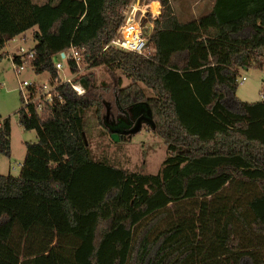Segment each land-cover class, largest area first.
Segmentation results:
<instances>
[{"label": "trees", "instance_id": "trees-1", "mask_svg": "<svg viewBox=\"0 0 264 264\" xmlns=\"http://www.w3.org/2000/svg\"><path fill=\"white\" fill-rule=\"evenodd\" d=\"M129 2L99 0L96 28L58 44L49 37L62 33L68 11L43 24L42 5L34 0H0V58L8 40L36 24V72L56 75L55 55L72 44L85 46L92 65L125 70L130 84L123 86L117 77L113 85L118 103L127 110L145 103L154 122L149 125L168 149L156 173L92 157L85 136L87 110L96 108L106 123L94 72L79 77L87 88L82 95L62 84L66 102L47 105L43 115L33 105L22 106L19 120L37 131V140L25 141L20 174L0 173V264H198L196 256L206 240L209 257L229 253L232 264H264V253L243 247L236 234L243 226L264 237V139L246 131V119L224 122L220 117L226 109L252 121L259 118L253 110L264 108V99L250 102L236 93V57L246 51L247 65L255 58L252 52L264 46V0H216L210 13L187 22L179 20L170 0H161L163 9L148 41L155 51L149 56L111 44L104 48ZM14 61L19 63V57ZM72 66L77 69L73 61ZM180 72L204 80L214 75L205 106L219 113L220 126L205 132L183 117L171 80ZM141 82L153 95H146ZM11 131V116L1 118L0 152L7 156ZM236 174L257 184L259 192L210 210L205 198L220 192ZM199 197L203 237H196V225L187 218L156 231L169 215L170 203ZM208 218L216 221L214 227Z\"/></svg>", "mask_w": 264, "mask_h": 264}, {"label": "rangeland", "instance_id": "rangeland-1", "mask_svg": "<svg viewBox=\"0 0 264 264\" xmlns=\"http://www.w3.org/2000/svg\"><path fill=\"white\" fill-rule=\"evenodd\" d=\"M76 1H79V3H76ZM174 1L178 2V0ZM186 1L180 0L183 4ZM34 2L42 5L41 19L43 24H47L61 10H66L70 14L62 33L55 37H49L52 43L60 44L68 37L75 36L76 38L83 33L91 32L100 20L99 0H34ZM180 18L182 20L186 17L181 14ZM35 31H40L39 24L28 29V32L20 35L17 40H10L6 48L13 51L19 45L28 48L36 45L38 40L34 37ZM145 32L147 33V30ZM148 49L150 50L151 47L149 46ZM15 55L16 50L13 52V57ZM252 55L255 58L247 65L244 64L245 60L241 56L236 57L237 64H239L238 70L240 71L236 93L243 100L257 101L264 99V47L258 52H252ZM87 59L82 60L80 67H78L79 76L89 72L95 73L97 91L102 96L106 115V123L104 124L99 119L96 108L92 107L86 112L85 136L91 148L92 157L131 171L156 173L168 155L164 138L153 130L147 121H142L141 128L138 131L131 132L130 129L135 126L137 118L147 113L146 105L145 103L134 104L127 110L118 103L116 92L113 91V85L117 77L122 79L123 86L130 84V78L121 67L116 68V72H111L105 65H92L91 61ZM15 64V61L7 53L0 58V119L11 116V150L13 152L11 156L0 152V173H10L11 171L13 174L19 173L21 167L18 166L20 164L18 162L22 161V157L26 153L25 141L37 140V131L25 128L19 120L18 110L25 106L20 90V80L30 78L31 80L43 81L49 76L48 71L34 72L31 67L17 73L14 69ZM244 75L246 79L242 81ZM189 78H192V83ZM213 79L214 75L204 80L199 75L195 78L185 72L171 75L180 112L191 126L193 125L194 128L196 127L205 132L220 126L219 113H212L205 106V99L212 90ZM140 84L141 89L145 91L147 96L153 95L151 88L143 82ZM223 111V116L220 117H223L221 119L224 122L246 119L250 123V127L246 131L251 136L264 139V108L258 106L253 110V117L259 118L252 121L249 117H233V114L228 113L226 109H223ZM113 132L118 133L119 140L114 139ZM259 190L257 184L236 174L220 192L213 196L209 195L205 199L209 201V208L212 210L218 205L231 204L234 202L233 199L236 200L237 197H240L241 200L245 199L251 194L259 192ZM200 201L199 197L170 203V213L159 223L156 231L163 229L169 223L187 218L192 222L191 224L196 225L194 228L196 237L198 239L203 237V234L199 232L201 228ZM207 221H209L210 226L214 227L216 225V221L212 218H208ZM236 234L240 237L243 247L254 249L258 253H264V237L245 230L243 226L236 230ZM208 244L209 240H206L205 245L198 252L196 256L198 264H232L229 253L226 255L220 254L216 258L209 257Z\"/></svg>", "mask_w": 264, "mask_h": 264}, {"label": "built area", "instance_id": "built-area-1", "mask_svg": "<svg viewBox=\"0 0 264 264\" xmlns=\"http://www.w3.org/2000/svg\"><path fill=\"white\" fill-rule=\"evenodd\" d=\"M154 0H130L125 9V18L119 26L116 35L104 48L110 44L127 51H134L146 56L155 51V48L148 49L149 34L155 26V20L159 18L163 5L158 1L157 7L153 6ZM147 30V33L145 32ZM34 47V46H33ZM33 47L19 45L16 49V55L20 59L19 63L14 65L17 73L31 67L36 72L32 59L36 56ZM87 48L85 46L70 45L65 50L58 52L54 58V67L57 71L53 75L48 71L49 76L43 80H31L23 78L20 80V90L24 98L25 106L33 105L36 111L42 115L47 105L54 103H65L66 98L60 91L62 84L68 83L79 94L86 92V87L79 80L78 67L81 61L86 59ZM72 61L77 69L73 70ZM246 79L244 75L242 81Z\"/></svg>", "mask_w": 264, "mask_h": 264}, {"label": "crops", "instance_id": "crops-1", "mask_svg": "<svg viewBox=\"0 0 264 264\" xmlns=\"http://www.w3.org/2000/svg\"><path fill=\"white\" fill-rule=\"evenodd\" d=\"M170 1H171L173 9H174L175 13L177 14L179 20L183 21V22H187V21H190V20H193V19H197L200 16H204V15L210 13L212 11V9H213V6H214L216 0H187L186 3H184V4L181 3L180 0H178V2H175L174 0H170ZM180 13L186 18L181 20V18H180L181 14ZM26 32H28V30L17 34L11 40H17L20 35H23ZM9 41L10 40H8L6 42V45L4 46L2 51H6V53L14 60L13 52L16 49L11 51L10 49L6 48L7 44L9 43ZM19 44H21V43H19ZM33 46H35V45H33ZM262 47H264V46H262ZM262 47H260L259 49L254 50V52H258V50H260ZM152 48H154V47H152ZM246 54H247L246 51H244V52L240 53L238 56H241L242 59L245 60L244 62H246L247 61V57H246L247 55ZM247 101H249V100H247ZM26 152H27V148H26ZM12 154H13V152H11V155ZM25 155H26V153L22 157V161L18 162V163H20L18 166L21 167L19 173L14 174V175L20 174L21 169H22V164H23L24 159H25ZM10 173L13 174L12 171Z\"/></svg>", "mask_w": 264, "mask_h": 264}, {"label": "water", "instance_id": "water-1", "mask_svg": "<svg viewBox=\"0 0 264 264\" xmlns=\"http://www.w3.org/2000/svg\"><path fill=\"white\" fill-rule=\"evenodd\" d=\"M145 120L149 124H154L152 117L150 116V111L147 110L146 114H142L137 118L136 124L130 129L131 132H136L141 128L142 121ZM113 137L115 140H119V135L117 132H113Z\"/></svg>", "mask_w": 264, "mask_h": 264}, {"label": "bare ground", "instance_id": "bare-ground-1", "mask_svg": "<svg viewBox=\"0 0 264 264\" xmlns=\"http://www.w3.org/2000/svg\"><path fill=\"white\" fill-rule=\"evenodd\" d=\"M157 5H158V1L154 0L153 1V6L157 7Z\"/></svg>", "mask_w": 264, "mask_h": 264}, {"label": "flooded vegetation", "instance_id": "flooded-vegetation-1", "mask_svg": "<svg viewBox=\"0 0 264 264\" xmlns=\"http://www.w3.org/2000/svg\"><path fill=\"white\" fill-rule=\"evenodd\" d=\"M143 121H145V120H143ZM126 130V129H125Z\"/></svg>", "mask_w": 264, "mask_h": 264}]
</instances>
